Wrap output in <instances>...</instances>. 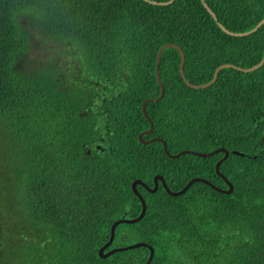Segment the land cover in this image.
<instances>
[{"label":"trees","instance_id":"obj_1","mask_svg":"<svg viewBox=\"0 0 264 264\" xmlns=\"http://www.w3.org/2000/svg\"><path fill=\"white\" fill-rule=\"evenodd\" d=\"M205 2L233 32L264 18V0ZM167 43L202 85L223 64H258L264 23L231 35L202 0H0V264H144L147 246L99 254L113 222L141 212L134 180L229 188L224 152L170 157L139 139ZM181 60L162 51L143 139L172 154L226 148L233 190L139 184L144 216L118 224L104 253L146 242L149 264H264V63L196 88Z\"/></svg>","mask_w":264,"mask_h":264},{"label":"water","instance_id":"obj_2","mask_svg":"<svg viewBox=\"0 0 264 264\" xmlns=\"http://www.w3.org/2000/svg\"><path fill=\"white\" fill-rule=\"evenodd\" d=\"M150 2H152V3H155V4H168V3H171L173 0H169V1H163V2H159V1H155V0H149ZM202 2H203V4H204V6L208 9V11L212 14V16L215 18V20L218 22V24H219V26L225 31V32H227V33H229V34H231V35H237V36H242V35H248V34H250V33H252L253 31H256L263 23H264V18L262 19V20H260L259 22H258V24L254 27V28H252V29H250V30H248V31H244V32H233V31H230V30H228L221 22H219V20H218V18H217V16H216V14L214 13V11L207 5V3L205 2V0H202ZM175 47V48H177L179 51H180V53H181V58H182V60H181V64H180V71H181V74H182V76H183V78L185 79V81L189 84V85H191V86H193V87H196V88H198V87H206V86H208V85H210L212 82H214L215 81V79H216V77H217V74H218V71H219V69H221L222 67H228V66H233V67H236L237 69H240V70H243V71H252V70H254V69H256V68H258V67H260L263 63H264V56H263V58H262V60L258 63V64H256V65H253V66H251V67H249V68H244V67H240V66H235V65H232V64H229V63H226V64H223V65H221V66H219L216 70H215V74H214V77H213V79L210 81V82H207V83H205V84H202V85H195V84H192L191 82H189L188 80H187V78L185 77V75H184V72H183V66H184V62H185V55H184V52H183V50L178 46V45H176V44H171V43H167V44H164L163 46H161V48L159 49V51H158V57H157V64H156V75H157V78H158V82H159V84H160V86H161V94L157 97V98H151V99H148V100H145L144 102H143V104H142V110H143V112H144V114H145V116H146V118L149 120V122H150V128L149 129H147V130H145V131H143V132H141L140 134H139V139H140V141L141 142H144V143H149V142H151L152 140H160V141H162V143H163V145H164V149H165V152L170 156V157H178V156H180V155H182V154H184V153H193V154H195V155H198V156H208V155H212V154H214V153H218V152H224V156L217 162V164H216V170H217V172H218V174L220 175V176H222L223 177V179L225 180V182L228 184V186H229V188L228 189H222V188H219V187H217L216 185H214L213 183H211L209 180H207V179H205V178H202V177H195V178H192L185 186H184V188H182L181 190H179V191H172L169 187H168V185H167V183H166V181H165V179L163 178V176L162 175H160V174H157L155 177H154V187L153 188H151V187H149L144 181H142L141 179H136V180H134L133 182H132V189H133V191L135 192V194L140 198V200H141V203H142V209H141V212H140V214L138 215V216H136V217H134V218H120V219H118V220H116L115 222H113V224H112V226H111V231H110V237H109V240L100 248V250H99V254H100V256H102V257H107V256H109L110 254H112V253H114L115 251H118V250H127V249H131V248H135V247H138V246H147L149 249H150V255H149V257H148V259H147V261L144 263V264H149V262L152 260V257H153V255H154V248L150 245V244H148V243H146V242H136V243H133V244H130V245H127V246H122V247H115V248H113V249H111V250H109L108 252H106V253H104V250L112 243V241H113V239H114V236H115V230H116V227H117V225L118 224H120V223H134V222H137V221H139L143 216H144V214H145V212H146V208H147V205H146V201H145V198L142 196V194L139 192V190H138V188H137V185H142V186H144L146 189H148L149 191H156L157 190V188H158V186H159V181H161L162 182V184H163V186L165 187V189L170 193V194H172V195H179V194H181V193H183V192H185L194 182H196V181H202V182H205V183H207V184H210L212 187H214L215 189H217V190H219V191H222V192H226V193H230L232 190H233V184L229 181V179L225 176V175H223L222 174V172L220 171V164H221V162L225 159V158H227L228 157V155H229V153H230V151L229 150H227L226 148H223V147H221V148H218V149H215V150H213V151H211V152H198V151H192V150H183V151H180V152H178V153H176V154H172L171 152H169V150H168V148H167V142L163 139V138H161V137H153V138H151V139H148V140H144L143 139V134H146V133H150V132H152V130H153V122H152V120L150 119V117L148 116V113H147V111H146V103L148 102V101H157V100H160L162 97H163V95H164V92H165V88H164V85H163V83H162V80H161V78H160V74H159V68H160V62H161V54H162V51L164 50V48H166V47ZM232 152H234V153H240V152H238V151H236V150H233Z\"/></svg>","mask_w":264,"mask_h":264},{"label":"rangeland","instance_id":"obj_3","mask_svg":"<svg viewBox=\"0 0 264 264\" xmlns=\"http://www.w3.org/2000/svg\"><path fill=\"white\" fill-rule=\"evenodd\" d=\"M35 51H36L37 53H41V52H42L40 49H39V50L35 49ZM65 57H66V55H65Z\"/></svg>","mask_w":264,"mask_h":264},{"label":"flooded vegetation","instance_id":"obj_4","mask_svg":"<svg viewBox=\"0 0 264 264\" xmlns=\"http://www.w3.org/2000/svg\"><path fill=\"white\" fill-rule=\"evenodd\" d=\"M114 248H115V247H114ZM111 249H113V248H111ZM111 249H110V250H111ZM105 250H106V249H105ZM108 251H109V250H108ZM108 251H106V252H108ZM106 252H105V253H106Z\"/></svg>","mask_w":264,"mask_h":264}]
</instances>
